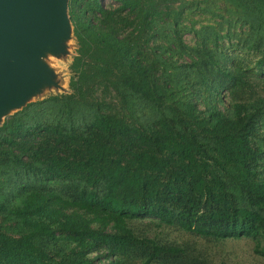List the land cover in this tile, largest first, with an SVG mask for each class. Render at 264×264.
I'll list each match as a JSON object with an SVG mask.
<instances>
[{"label": "trees", "instance_id": "trees-1", "mask_svg": "<svg viewBox=\"0 0 264 264\" xmlns=\"http://www.w3.org/2000/svg\"><path fill=\"white\" fill-rule=\"evenodd\" d=\"M112 1L115 8L69 1L79 44L72 93L30 103L0 127V173L31 178L16 202L13 190L0 199V213L24 229L15 237L0 227V264H130L129 253L139 264H214L198 239L243 237L257 239L264 255V148L256 142L263 106L239 97L230 115L218 104L202 109L198 93L173 98L166 63L150 44L159 22L179 26L175 0ZM246 1L264 12V0ZM204 62L218 79L214 91L240 96L235 73L209 72ZM97 88L164 114L135 127L104 109ZM47 109L51 122L37 114ZM168 229L192 239L172 241Z\"/></svg>", "mask_w": 264, "mask_h": 264}, {"label": "rangeland", "instance_id": "rangeland-1", "mask_svg": "<svg viewBox=\"0 0 264 264\" xmlns=\"http://www.w3.org/2000/svg\"><path fill=\"white\" fill-rule=\"evenodd\" d=\"M243 1L175 0L172 5L182 12L179 26L170 24L172 20L169 17L156 24L150 47L152 51L157 50L159 57L161 55L166 63L165 73L172 81L171 93H174L173 98L176 100L180 101L198 93L202 109L218 104L230 115V107L239 97L240 101L250 106L253 102L257 104L256 107L263 106L256 142L264 148V12L251 4L247 5L248 1ZM105 3L112 8L118 5L112 0H106ZM78 49L79 44L71 22L64 36L41 43L32 63L21 72L27 80L20 85L17 99L8 107L0 106V127L30 103L72 93V64ZM204 60L209 72L214 66L235 73L240 78V96L225 86L214 91L218 86V79H212L204 72ZM97 90L98 88L94 96L105 101L104 109L108 113L123 117L135 127H150L164 114L135 96H130L127 104H121L115 93ZM37 114L46 122L53 119L48 109ZM28 180L31 181V178L23 171L0 173V199L6 198L13 190L12 202H16L14 192ZM227 181L228 185L232 183L231 178ZM235 190L236 187L233 188L234 194L242 199ZM0 227L10 236L18 237L24 232L16 219L5 213H0ZM150 233H154V230ZM164 235L178 243L192 239L191 235L175 229H168ZM198 240L207 249L208 257L214 264H264V255L257 251V239L243 237L213 244ZM126 258L130 264L141 262L140 257L131 253Z\"/></svg>", "mask_w": 264, "mask_h": 264}, {"label": "water", "instance_id": "water-1", "mask_svg": "<svg viewBox=\"0 0 264 264\" xmlns=\"http://www.w3.org/2000/svg\"><path fill=\"white\" fill-rule=\"evenodd\" d=\"M69 1L0 0V106L8 107L17 99L27 80L21 72L32 63L41 43L66 34Z\"/></svg>", "mask_w": 264, "mask_h": 264}]
</instances>
